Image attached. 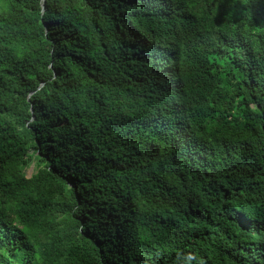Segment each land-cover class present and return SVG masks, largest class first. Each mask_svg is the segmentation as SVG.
I'll return each mask as SVG.
<instances>
[{
    "label": "trees",
    "instance_id": "1",
    "mask_svg": "<svg viewBox=\"0 0 264 264\" xmlns=\"http://www.w3.org/2000/svg\"><path fill=\"white\" fill-rule=\"evenodd\" d=\"M0 263L264 264V0H0Z\"/></svg>",
    "mask_w": 264,
    "mask_h": 264
},
{
    "label": "rangeland",
    "instance_id": "2",
    "mask_svg": "<svg viewBox=\"0 0 264 264\" xmlns=\"http://www.w3.org/2000/svg\"><path fill=\"white\" fill-rule=\"evenodd\" d=\"M33 170H34V167L31 166V167L29 168V170H28V174L31 175V174L33 173Z\"/></svg>",
    "mask_w": 264,
    "mask_h": 264
},
{
    "label": "built area",
    "instance_id": "3",
    "mask_svg": "<svg viewBox=\"0 0 264 264\" xmlns=\"http://www.w3.org/2000/svg\"><path fill=\"white\" fill-rule=\"evenodd\" d=\"M1 264V263H0Z\"/></svg>",
    "mask_w": 264,
    "mask_h": 264
}]
</instances>
